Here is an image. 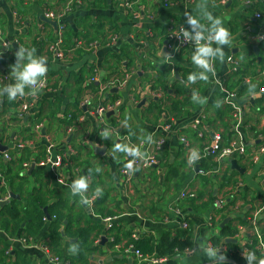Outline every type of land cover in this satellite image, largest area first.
<instances>
[{"label": "crops", "instance_id": "0c3cea01", "mask_svg": "<svg viewBox=\"0 0 264 264\" xmlns=\"http://www.w3.org/2000/svg\"><path fill=\"white\" fill-rule=\"evenodd\" d=\"M133 1L139 15L121 0H0V50L4 41L13 43L12 52L0 58L4 62L0 83L13 82L5 74H10L19 46L35 48L37 56L47 58L49 69L46 88L25 114L21 115L19 98H0V208L14 199L24 203V198L37 192L46 201L44 222L34 225V234L26 235V221L24 236L11 237L2 229L10 264H55L45 248L73 264H145L132 241L158 237L161 230L172 236L184 230L193 235L192 247L161 264H212L198 245L205 239L212 243L211 238L219 237L227 224L234 233L220 245L212 243L224 253V264H241L237 256L245 262L239 250L245 244L254 246L257 259L264 257L253 225L259 213L257 227L264 243V0H210L209 10L231 32V47L224 46V63L215 62L216 77L209 74L210 82L187 86L188 75L200 71L191 61L195 49L170 52L166 43L170 28L190 30L184 13L193 11L199 0ZM48 12L56 17L48 18ZM60 25H65V57L57 60L51 48ZM168 53L174 58L172 64L163 56ZM94 76L98 80L91 81ZM113 78H124L125 83L103 89ZM247 81L256 84V98L247 94ZM185 89V94H179ZM193 90L207 97V103H194ZM231 92L241 99L237 101L239 117L235 111L233 116L231 111L223 115ZM173 99L183 102L180 112L171 108ZM117 102L119 106L104 121L99 120L97 107ZM72 113L77 118L69 127L66 122ZM197 119H202L198 129L194 126ZM126 120L128 127L123 126ZM105 128L112 131L111 138L99 136ZM150 135L153 141L167 139L159 152L160 162L137 171L126 182L122 170L130 157L116 153L114 159L113 145L127 143L150 153ZM182 136L188 138L189 146L181 142ZM216 136L223 146L242 143L245 153L224 159L211 154L193 169L187 162L189 150L203 153ZM19 143L25 144L23 150H18ZM49 150L52 157H63L56 171L44 163ZM5 152L12 155L11 160L5 159ZM22 155L26 158L18 174L23 180L11 179L14 190L6 180L8 167ZM88 169L93 172L87 195L91 198L97 186L103 189L91 206L82 205L68 187ZM183 190L194 191L196 197L181 198ZM50 207L69 214L53 245L52 219H47ZM111 215L116 218L108 228L104 219ZM86 236L90 237L87 246L82 244ZM73 242L82 244L75 255L68 252Z\"/></svg>", "mask_w": 264, "mask_h": 264}, {"label": "clouds", "instance_id": "9594fccd", "mask_svg": "<svg viewBox=\"0 0 264 264\" xmlns=\"http://www.w3.org/2000/svg\"><path fill=\"white\" fill-rule=\"evenodd\" d=\"M210 0H199L193 11H185L186 23L190 26V30L181 26L176 37L183 36L185 41H193L195 50L192 52L191 61L200 71H194L187 77V85L195 84L198 81L205 83L210 82L209 74L216 77L217 73L214 67L216 60L221 63L225 62L226 53L224 46L231 47V32L223 25V21L219 16L213 14L209 10ZM195 13V15L193 14ZM206 21L207 23H203ZM194 33V35H193ZM213 45H216L215 47ZM6 47V46H5ZM169 64L174 61L171 53L163 55ZM230 59V57H229ZM2 63V62H1ZM11 83H0V98L6 96L9 101L17 98H25L26 96L37 97L46 85V76L49 71L47 66V58L37 56L35 48H26L19 46V50L15 53V63L10 66ZM216 83H220L217 79ZM247 94L251 98H256L259 93L256 91V84L247 81ZM191 99L194 103L206 104L207 97H201L197 90L192 91ZM221 102H216V107H220ZM124 127H128L127 120L123 123ZM99 136L102 139L111 138L112 131L105 128ZM147 143H153V137H147ZM116 153H122L131 159L127 160L123 167L127 174L132 175L139 171L137 161H145L148 153L141 151L140 147L130 146L127 143H115L112 147L113 158ZM198 149L192 148L187 156L188 164L194 165L200 159ZM101 169L97 167L95 172L99 173ZM93 169H88L87 173L80 175L68 185L72 196H79L80 203L85 206H91L96 198L103 195V189L97 186L90 198L87 193L91 184V174ZM198 250L203 253L212 264H224L226 259L220 247L211 245L206 239L198 245ZM69 254L75 255L79 252V243L73 242L68 248ZM244 258L249 264H264V257L257 259L254 252H244Z\"/></svg>", "mask_w": 264, "mask_h": 264}, {"label": "built area", "instance_id": "2783aa9c", "mask_svg": "<svg viewBox=\"0 0 264 264\" xmlns=\"http://www.w3.org/2000/svg\"><path fill=\"white\" fill-rule=\"evenodd\" d=\"M122 2L125 3V5L127 6V8L129 10H131L132 12H134V14L139 15V11L135 10V2L132 0H121ZM48 18L50 19H54L56 17L55 14L48 12L46 15ZM257 17H261V14H258ZM181 28V26L179 27H172L169 29L168 31V36H167V43H166V48L168 51H178V49L180 48H191V49H195V43L193 41H185L183 36H179L176 37L174 35L178 34L179 29ZM64 30H65V25H60L58 28V33L59 36L57 37V40L55 42V44L52 46L51 50L53 53V56L55 59L57 60H61L64 59L65 57V53L63 50V35H64ZM194 35V33H193ZM114 39V38H113ZM114 41V40H113ZM3 48L2 50H0V58L4 57V54L7 53H11L12 52V47H13V43L11 41H4L3 43ZM6 46V47H5ZM1 63V61H0ZM5 78L9 79V73L5 74ZM47 80V79H46ZM94 80H98L97 77H92L91 81ZM125 83V79L124 78H113L111 79L108 83H106V85L103 87V89H109L110 87H114V86H121L122 84ZM47 85V83H46ZM46 85L44 88H46ZM43 88V89H44ZM42 89V90H43ZM262 92H264V88L261 89ZM39 95L37 97H31V96H26L25 98H19V101L21 102V115L25 114L26 112H28L30 110V108L34 105V102L38 99ZM237 94L236 93H231L227 96V102L233 107L234 111H235V116L239 117V106L237 104ZM120 102L114 103V104H105V105H99L95 111L96 115L98 116L99 120L104 121L105 120V115L109 112V111H114L115 108L117 106H119ZM202 123V119H197L194 122V126L196 129H198V127L200 126V124ZM181 142L184 143V145L187 147L189 146V141L188 138L186 136H182L181 137ZM167 143V139L165 137H159L156 140L153 141L152 143V147L153 150L148 153V158L145 161L142 160H138L137 161V166L139 168V170H147L152 168L153 166L157 165L160 162L159 159V152L163 149V147L165 146V144ZM25 148V144L23 143H19L18 144V150H23ZM141 149V147H140ZM264 150V148H263ZM142 151V149H141ZM245 153V147L243 146L242 143H234L231 144L229 146H223L221 144V138L220 136H216L214 142L209 145L208 147H205L203 153L200 154V159L198 161H200L203 158H206L209 155H217L219 157V159H224L226 157L229 156H233L236 154H244ZM5 159L11 160L12 159V155L5 152L4 154ZM131 159V157H130ZM197 161V162H198ZM197 162L194 165H191L192 168H195V165L197 164ZM45 164L50 165V167L53 169V171H56L57 168L61 167L63 165V157L60 155H57L55 157L51 156V150H49V156L44 160ZM25 166H28V164L26 163ZM124 179L126 182H130V180L133 178V175H129L125 172L124 168L122 170ZM61 182H63V179H60ZM196 197V193L194 191L191 190H183L181 192V198L183 199H190V198H194ZM221 201H218L217 205H221ZM177 211L180 213V209H177ZM259 216V213H256L253 217V225H254V229H255V235L257 236V238L259 239V245L264 249V243L262 240V235L260 234L258 227H257V218ZM115 216H110V217H106L104 220L107 223L108 228H111L114 225V221H115ZM185 227H188V223L185 222L184 223ZM0 233H2V227L0 224ZM24 241H27L26 238L23 239ZM211 245H213L212 243H210ZM134 249V246H132ZM223 247L224 244H223ZM242 254L244 255L245 253L248 252H254L251 249V245L249 246L248 244H245L242 246V248H240ZM46 253L48 254L49 258L51 259V261H53L55 264H73V262L69 259H63L58 255H54L53 253H51L49 248H45ZM136 251V255L141 259L142 262H145V264H161L163 263L165 260H167V258H157L154 256H147L145 254H143L140 250H135ZM7 253H9V251H7Z\"/></svg>", "mask_w": 264, "mask_h": 264}, {"label": "trees", "instance_id": "16d2710c", "mask_svg": "<svg viewBox=\"0 0 264 264\" xmlns=\"http://www.w3.org/2000/svg\"><path fill=\"white\" fill-rule=\"evenodd\" d=\"M261 40H262L261 43L264 46V38H262ZM68 41L69 40L66 38V43ZM1 61L2 63H4L3 60ZM92 84L93 83H91L92 88L94 90H97L95 88H97L98 86L96 84L93 85ZM186 91H187L186 89L180 90L179 94H185ZM14 105H18V103L14 102ZM182 106H184V104L180 99L172 100V105H171L172 109L180 112ZM230 111L233 116L234 109L230 104H228L226 106V110L223 115H227V114L230 115ZM4 112H6V110H4ZM178 112L175 114L179 115ZM76 118L77 116L74 113H72L69 121L66 122L68 123L69 127L73 125V122ZM25 155L24 156L22 155V159H19L18 161H14V164L9 165L10 167H8L9 173L7 175L8 179L6 180H8L9 185L12 188H14V190L16 189L15 184H13V181L11 179L15 180L18 178L20 180H23V178H21L18 174V169L21 167L22 162L25 160L26 158ZM39 195L41 194L37 192L34 195L33 194L30 195L28 198H24V203L22 202V200L14 199L11 205L9 206L5 205L0 208V224L2 229L7 234H9V236L11 237L24 236L25 234H23V232L25 228H23L22 226L24 221H26L28 225L26 229H28L27 232L29 233L26 235H31L35 233L33 229L34 225L43 224L44 222L43 219L45 217L44 207L46 206V201ZM62 208H65V206H63ZM49 210L50 212L48 214L47 219H52L50 237L52 238V245H53L57 242V240H59V236H61L60 228H62V226L64 225L66 216L69 217V214L65 215L64 213L52 207H50ZM36 230L38 231V229ZM233 233L234 230L231 228L230 224H227L222 228V232L220 236L211 238V241L214 245H220L222 241L227 240V237L232 235ZM192 241H193V235L187 230L179 231L175 236H172V234L169 231L161 230L159 232L158 237H154V236L143 237L140 239L133 240L132 243L135 250H140L143 254L147 256H154L157 258H169L179 252L186 250L188 247H192ZM88 242H90V237L86 236L82 244H86L87 246ZM253 244H257V241H253ZM227 245L231 248H236L237 246L233 242H228ZM8 247H9L8 242L2 236H0V264H10L9 263L10 261H7L9 257L6 255V251ZM252 248H254V246ZM81 257L83 258V253L81 254L80 258ZM241 259L242 258L238 256L236 257V260H239L241 264H249L248 260H245L244 262L243 261L244 259L242 260ZM253 264H256V262H253Z\"/></svg>", "mask_w": 264, "mask_h": 264}, {"label": "water", "instance_id": "95a60500", "mask_svg": "<svg viewBox=\"0 0 264 264\" xmlns=\"http://www.w3.org/2000/svg\"><path fill=\"white\" fill-rule=\"evenodd\" d=\"M52 23H54L55 26H57V23H56V22H52ZM47 66H48V65H47ZM0 68H1V69H4V66L2 65V63H0ZM117 90H118V89L115 88V89H113L112 91L115 92V91H117ZM236 100H237V101H238V100L241 101V99H236ZM232 163H234L235 165H237V161H236V160H233ZM197 168H198V166H197ZM0 182H1V181H0ZM12 197L15 198L16 195H14V194L12 193ZM230 240H232V239H228V241H230Z\"/></svg>", "mask_w": 264, "mask_h": 264}]
</instances>
